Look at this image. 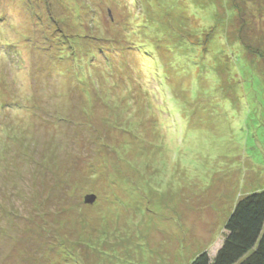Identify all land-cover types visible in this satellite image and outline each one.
Wrapping results in <instances>:
<instances>
[{
	"label": "rangeland",
	"instance_id": "rangeland-1",
	"mask_svg": "<svg viewBox=\"0 0 264 264\" xmlns=\"http://www.w3.org/2000/svg\"><path fill=\"white\" fill-rule=\"evenodd\" d=\"M263 191L264 0H0V264H190Z\"/></svg>",
	"mask_w": 264,
	"mask_h": 264
},
{
	"label": "trees",
	"instance_id": "trees-1",
	"mask_svg": "<svg viewBox=\"0 0 264 264\" xmlns=\"http://www.w3.org/2000/svg\"><path fill=\"white\" fill-rule=\"evenodd\" d=\"M232 211L220 249L213 257L200 253L190 264H264V191L243 197Z\"/></svg>",
	"mask_w": 264,
	"mask_h": 264
},
{
	"label": "water",
	"instance_id": "water-1",
	"mask_svg": "<svg viewBox=\"0 0 264 264\" xmlns=\"http://www.w3.org/2000/svg\"><path fill=\"white\" fill-rule=\"evenodd\" d=\"M95 199V196L94 195H91V196H87L86 199H85V202L87 204H91L93 202V200Z\"/></svg>",
	"mask_w": 264,
	"mask_h": 264
}]
</instances>
